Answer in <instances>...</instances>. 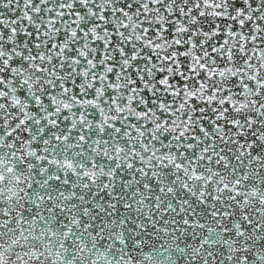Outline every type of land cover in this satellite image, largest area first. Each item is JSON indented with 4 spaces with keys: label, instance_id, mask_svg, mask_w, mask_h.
I'll use <instances>...</instances> for the list:
<instances>
[{
    "label": "snow or ice",
    "instance_id": "1",
    "mask_svg": "<svg viewBox=\"0 0 264 264\" xmlns=\"http://www.w3.org/2000/svg\"><path fill=\"white\" fill-rule=\"evenodd\" d=\"M0 264H264V0H0Z\"/></svg>",
    "mask_w": 264,
    "mask_h": 264
}]
</instances>
